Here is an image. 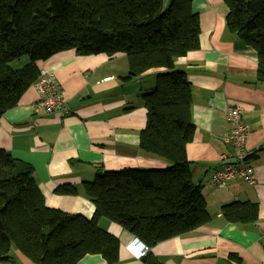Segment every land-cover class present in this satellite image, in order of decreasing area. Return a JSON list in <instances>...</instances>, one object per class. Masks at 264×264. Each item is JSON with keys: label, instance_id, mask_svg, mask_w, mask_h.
I'll list each match as a JSON object with an SVG mask.
<instances>
[{"label": "trees", "instance_id": "1", "mask_svg": "<svg viewBox=\"0 0 264 264\" xmlns=\"http://www.w3.org/2000/svg\"><path fill=\"white\" fill-rule=\"evenodd\" d=\"M226 24L254 51L256 81L264 83V0H225ZM200 17L192 0H0V118L40 77L38 61L74 49L79 55L123 53L129 78L158 69L156 85L143 94L146 126L140 147L167 162L162 168H99L81 189L95 205L91 218L46 204L35 167L0 147V261L20 250L38 264H76L86 254L119 258L120 241L99 224L118 223L151 249L210 220L202 187L193 180L186 146L194 138L192 91L176 59L200 47ZM28 56L19 68L12 63ZM251 156H246V161ZM258 203L221 207L231 223L258 218ZM146 264H164L150 250Z\"/></svg>", "mask_w": 264, "mask_h": 264}, {"label": "crops", "instance_id": "2", "mask_svg": "<svg viewBox=\"0 0 264 264\" xmlns=\"http://www.w3.org/2000/svg\"><path fill=\"white\" fill-rule=\"evenodd\" d=\"M192 11L200 17V47L177 58L175 67L185 72L192 91L196 130L186 156L211 217L207 224L158 242L150 252L164 264H264V83L256 81L254 51L227 27L225 0H192ZM38 66L56 75L70 111L35 109L38 95L31 86L0 118V147L35 167L48 206L91 218V200L82 193H56V188L70 184L81 189L101 167L167 165L140 147L147 112L143 94L155 87L158 69L129 78L125 54L79 55L74 49L38 61ZM231 105L242 107V122L249 128L246 156L251 157L245 161L254 184L238 176L224 186L212 181L216 171L238 161L227 141L233 125L226 108ZM247 200L258 203L255 221L231 223L223 217V205ZM99 224L118 237V260L108 263L101 254H86L76 264H146V256L137 259L128 250L134 238L128 230L106 218ZM11 254L0 264H38L18 249Z\"/></svg>", "mask_w": 264, "mask_h": 264}, {"label": "built area", "instance_id": "3", "mask_svg": "<svg viewBox=\"0 0 264 264\" xmlns=\"http://www.w3.org/2000/svg\"><path fill=\"white\" fill-rule=\"evenodd\" d=\"M40 71V77L33 83L38 95L34 104L35 109L58 112L61 115L66 114L70 111L68 98L58 78L53 72ZM226 113L233 125L230 134L227 136V141L234 145L238 161L228 163L223 169L216 171L212 175V181L217 186H224L228 179L238 176L254 184L252 168L245 161L249 128L242 122V107L239 105L228 106ZM127 248L137 259L145 257L150 250L149 246L136 236L127 244Z\"/></svg>", "mask_w": 264, "mask_h": 264}, {"label": "rangeland", "instance_id": "4", "mask_svg": "<svg viewBox=\"0 0 264 264\" xmlns=\"http://www.w3.org/2000/svg\"><path fill=\"white\" fill-rule=\"evenodd\" d=\"M166 0H164V4L166 3L165 2ZM170 1V0H169ZM168 5V4H167ZM166 5V6H167ZM29 62V58H28V56H23L20 60H18V61H14L13 63H12V66L14 67V68H19V67H22L23 65H25L26 63H28ZM94 180V178L91 180V181H93Z\"/></svg>", "mask_w": 264, "mask_h": 264}]
</instances>
